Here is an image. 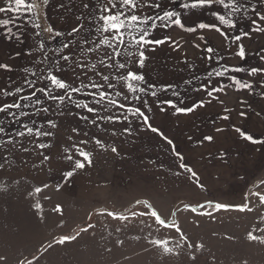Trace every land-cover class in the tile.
<instances>
[{"label":"rangeland","instance_id":"374dc122","mask_svg":"<svg viewBox=\"0 0 264 264\" xmlns=\"http://www.w3.org/2000/svg\"><path fill=\"white\" fill-rule=\"evenodd\" d=\"M160 2L165 9L180 11L186 26L215 23L230 38L248 32V36L237 42L244 45L247 58L240 60L234 55L238 50L236 45L222 46V37L214 28L197 33L185 32L177 26L167 30L158 28L153 34L156 39L170 35L172 40L146 46L145 67L133 70L142 72L146 81L157 85V89L166 84L179 85L181 98L185 100L179 106H191L203 99L204 107L192 113L176 114L172 108L161 111L154 103L155 98L142 96L151 106V111H146L148 122L159 132L145 127L133 137L123 134L124 125L120 123L98 120L97 125H92L78 120L77 112L88 115L89 121L93 118V114L82 109H73L64 115L56 111L35 117L46 128L49 126L45 117L54 120L57 127L51 130L55 134L39 140L17 138L14 147H0L3 165L0 167V264H264V200L261 199L264 197V85L260 84L264 73L249 76L248 71H230L225 77H210L213 87L220 81L231 85L212 97L193 90L200 83H207L204 79L207 73L219 69L220 65L249 70L264 68V60L256 55H264V32L255 31L253 25L256 21L259 27H264L257 15H264V0H241L247 10L233 18L234 29L219 24L213 13L226 14L219 4L211 9L185 11L184 0H176L174 4L170 0ZM84 3H90V8L85 9ZM59 4L64 7L58 9ZM99 4L100 0H51L40 12L41 29H33L29 14L0 13V20L14 21L8 27L21 36L20 40H8L7 29L0 27V64L12 69L0 68V89L11 91L22 86L24 67H49L47 61L40 63L44 54L54 59L53 50L62 49L71 39L67 33L77 17H88L90 11L95 13ZM0 7H7L6 0H0ZM143 12L154 14L148 8ZM48 26L64 35L52 39L51 34L42 30ZM35 32L40 33L39 37ZM201 35L203 40L199 38ZM38 40L46 45L44 53L34 51ZM173 41L181 47L175 48ZM204 41L216 47L217 55L224 59L202 61ZM196 43L201 44V49L193 47ZM29 51H33V56L26 55ZM103 55L102 45L99 52L90 54L88 63H97ZM185 59L195 64L194 70L186 67ZM68 71V78L74 79ZM192 76L202 79L194 85H184L183 81ZM230 76L252 83V94L249 90L237 91ZM81 79L88 82L86 77ZM73 96L89 102L87 96ZM167 96L176 99L170 91ZM14 99L0 95V104ZM241 100L246 103L241 104ZM114 114L122 115L120 111ZM99 115L107 113L100 111ZM223 116L228 119H222ZM3 118L4 114H0V119ZM5 127L10 135L20 124L13 125L6 120ZM74 128L77 131L73 132ZM159 133L173 141L175 151L183 160L175 156L172 146ZM246 135L257 142L247 140ZM205 136L213 139L207 141ZM7 138L0 135V140ZM82 139L89 140L85 151L91 153L92 163L77 169L68 179L64 173L71 169L65 150ZM97 139L104 148L95 144ZM19 141L30 151L25 153ZM41 142L50 147L37 149L35 143ZM111 147H116L117 153ZM72 154L76 158L74 151ZM43 155L50 159L43 161ZM181 163L187 168H180ZM37 187L42 188L40 193H36ZM217 204L228 207L217 209ZM152 211L172 226L159 224ZM252 235L257 239H252ZM64 237L74 239L60 243Z\"/></svg>","mask_w":264,"mask_h":264},{"label":"snow or ice","instance_id":"6c2138e0","mask_svg":"<svg viewBox=\"0 0 264 264\" xmlns=\"http://www.w3.org/2000/svg\"><path fill=\"white\" fill-rule=\"evenodd\" d=\"M51 0H6L7 7H0V13L12 12L17 14H29V22L32 24L33 29H41V24L38 22L40 12L43 7L49 5ZM176 0H170V3H175ZM221 5L224 13L216 11L213 14L217 17L219 24L226 26L228 29H234L236 27V20L233 19L241 12L246 11V6L241 3V0H184L182 8L185 11L194 9H211L214 5ZM63 4L57 5L58 9L63 8ZM85 9L90 8V3H84ZM145 8L154 10V14H144ZM155 10H160L155 12ZM162 13V14H161ZM259 21L264 23V15L257 13ZM10 19L0 20V27L6 28V38L11 40L16 38L21 39L20 34L13 32L12 28H9ZM159 22V24L157 23ZM255 25L254 30L258 32H264V27H259L256 21H253ZM173 26H177L180 29L188 33H197L198 30L215 29L217 33L222 37V46L224 44L236 45L238 50L234 53L240 60H245L247 54L242 43L237 44L238 41L243 39V36H248V32H244L242 35H235L229 37L228 32L223 28L217 26L215 23L209 24L205 22H198L193 26H186L182 13L175 9L163 8L160 0H100L99 7L96 12H89L88 17L81 15L77 17L76 23L72 25L70 31L67 33L71 39L65 43L62 49H54V59H49L47 54H44V59L40 61L44 64L49 62V67L39 68L38 65L33 67H24L23 73L26 74L23 80L22 86H17L13 90L9 91L7 88L0 89V95L3 97H16L10 103L0 104V114H4V118L0 119V135H7L6 140H0V147L6 145L15 146L18 142L17 138H35L39 140L41 137H50L55 133L51 129H55L57 124L54 120L46 118L48 128L44 123H37L35 117L42 114H49L50 112L59 111L61 115L66 113H72L73 109H82L86 113L93 114V118L89 121L88 115H80L75 113L78 120L89 122L92 125H97L98 120H104L108 124L120 123L123 124V134L128 137H133L139 134V131H143L145 127L152 132H159L158 129L153 128L148 122L149 118L146 115V111H151V106L148 100L142 99V96L155 98V105L161 110L166 111L167 108L175 110L176 114H187L194 112L199 107H204L203 99L195 101L191 106L181 107L184 105L185 100L181 98L182 93L178 90L180 87L177 84H166L159 86L149 84L142 72L134 71L133 69H143L145 62L148 60L146 56V46L149 45H161L167 41H171L172 37L166 35L162 39H156L154 32L159 28L161 30L171 29ZM43 31L51 34L52 39H56L64 35L62 31L55 30L52 26H48L42 29ZM39 37L40 33H34ZM76 37H79L77 40ZM201 40L204 37H199ZM175 48H180L179 44L173 41ZM104 46V55L98 58L97 63L89 64L88 60L90 54L99 52L101 46ZM75 46V47H73ZM196 49H201V44L196 43L193 45ZM46 48L45 43L42 40L37 41V45L34 49L35 52L44 53ZM111 51H108V50ZM67 50V54L65 51ZM151 51H155V48H151ZM203 55L200 57L205 63L223 60V56L217 55V48L210 46L207 41H204V47L202 49ZM20 56V53H16ZM28 56H33V51L26 53ZM261 60H264V55L256 53ZM95 59V57H92ZM183 63L189 70L195 69V64L185 59ZM0 68L8 71L12 69L7 64H0ZM39 70V75L38 71ZM74 76V79L68 78L69 71ZM183 70V69H182ZM240 73L248 71L249 76H256L257 74L264 73V68L252 67L250 70L243 67L229 68L226 65H220L219 69H213L207 73V83H200L198 87H194L193 90L197 93H206L207 96L212 97L214 93L223 92L227 85L220 81L217 86L213 87V81L210 77H225L229 72ZM33 77L31 79L28 77ZM95 76L97 79H93ZM81 77H86L88 82L85 83ZM233 81L237 91L249 90V94H252L254 85L249 82L241 81L234 76L228 77ZM200 76H192L185 79L183 84L186 86L194 85L196 82L201 81ZM77 82L79 85L76 86ZM261 85H264V80L260 81ZM85 89H92L90 92H85ZM27 91V94H22ZM171 92V97L168 98L167 94ZM73 94H80L87 96L89 102L83 100L74 99ZM133 101L137 103H133ZM90 103L92 106H90ZM241 104L246 101L241 100ZM32 109L29 112L26 109ZM103 111L107 113L105 116H100L99 112ZM115 111H120L122 115H115ZM241 115H244L242 112ZM131 117V118H130ZM22 118H28L27 121H22ZM222 119H228L227 116L221 117ZM10 120L11 124H20V128L15 129L10 135L8 134V128L5 127V121ZM126 122V123H125ZM220 129H217L219 131ZM77 129H73V132ZM237 131H240L237 129ZM87 136V132L84 133ZM115 136L116 133L113 132ZM159 135L172 146V150L177 158L183 160V156L175 151V145L173 141L163 136V133ZM247 140L254 141L251 136L246 135ZM71 139V137H70ZM191 139V137H189ZM205 140L211 141L213 137L205 136ZM35 140L33 142H35ZM23 151L29 152V148L19 141ZM88 139H82L78 144H72L69 149L65 151L68 153L65 157L70 162V169L66 171L64 175L71 179L77 169H84L87 165H91L92 158L91 153L85 151V147L88 145ZM95 144L100 148H104L105 145L101 140H95ZM83 145L84 147H81ZM37 149H45L50 145L45 143H35ZM75 152V157L72 154ZM113 153H117L116 147H111ZM42 155V154H41ZM82 158V159H81ZM50 157L43 155V161L49 160ZM0 167H3L0 164ZM180 168L185 169L187 166L183 163L179 165ZM191 171V169H187ZM193 175H195L193 173ZM46 186V185H45ZM36 193H40L42 188L37 187ZM264 200V197H261ZM139 203V202H138ZM40 207L39 204L36 205ZM150 207V206H149ZM204 208L205 205H200ZM228 207L226 205H216L217 209ZM59 210V206H57ZM195 211V209H193ZM243 210V208H241ZM111 216H115L114 213H108ZM144 213H141L143 215ZM210 214V213H206ZM151 215L156 218V221L165 226L171 227L160 216L152 211ZM126 219V217H121ZM176 231L180 233L182 239H187L183 236L179 227H176ZM252 239H257L252 235ZM74 239V237H64L60 243L66 240ZM166 243V242H165ZM191 247V245H189ZM203 247V245H199ZM166 251H171L169 248H165ZM192 259H195L193 256Z\"/></svg>","mask_w":264,"mask_h":264}]
</instances>
